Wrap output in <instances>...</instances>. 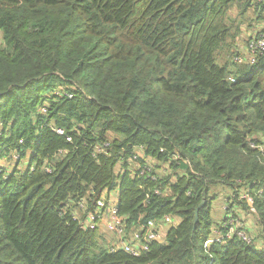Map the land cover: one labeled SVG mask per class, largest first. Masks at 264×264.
Instances as JSON below:
<instances>
[{"label": "trees", "instance_id": "16d2710c", "mask_svg": "<svg viewBox=\"0 0 264 264\" xmlns=\"http://www.w3.org/2000/svg\"><path fill=\"white\" fill-rule=\"evenodd\" d=\"M237 2L264 11L0 0V264H264V53L247 62L229 40ZM13 151L23 169L5 164ZM114 189L127 232L175 218L139 256L75 217Z\"/></svg>", "mask_w": 264, "mask_h": 264}, {"label": "built area", "instance_id": "2783aa9c", "mask_svg": "<svg viewBox=\"0 0 264 264\" xmlns=\"http://www.w3.org/2000/svg\"><path fill=\"white\" fill-rule=\"evenodd\" d=\"M256 1L260 2V4H264V0ZM251 36L252 37L247 40L246 44H244V49H242V51H246L247 62L255 63L257 56L264 53V28L259 29ZM235 60L238 62H244L245 57L244 55L242 56L238 54ZM232 79L234 80V78ZM55 130L59 133H64V130L61 127H57ZM137 153L142 154L140 150L137 151ZM134 158L136 159L137 155H135ZM136 164L139 165L138 168L141 169V174H145L147 171L151 170L148 164L144 166L139 163ZM153 178H156V176H153ZM156 192L161 193V190L157 188ZM102 195V197L97 199L96 207L94 209H89L84 202L79 203L83 214H85V218L82 223L91 229H102L101 225L103 224L104 229L102 230L107 238V246L113 250L121 247L129 253L139 256L150 248L153 241L164 240L167 228L176 222L172 215L164 214L159 218H150L139 228L127 232L124 217L119 214L118 205L114 200L112 192L110 190H105ZM75 213L78 212L75 210L74 214ZM75 217L81 218L76 215ZM215 231H219L218 234H221L220 230L217 229ZM234 232L235 230L233 226H231L227 236L232 235ZM237 233L245 239H250L243 230L239 229Z\"/></svg>", "mask_w": 264, "mask_h": 264}, {"label": "rangeland", "instance_id": "374dc122", "mask_svg": "<svg viewBox=\"0 0 264 264\" xmlns=\"http://www.w3.org/2000/svg\"><path fill=\"white\" fill-rule=\"evenodd\" d=\"M261 14V16H260ZM228 16L229 18L232 20L231 22H233L234 27L239 26L240 30L235 31L233 38L230 37L229 40L234 41L235 37V46H239V49H243L244 48V44H246L247 39L249 38V36L252 33H255L256 31H258L259 29L264 28V11H262L260 9V11H255L253 8H249L247 11H243L242 12V7L240 6V3L237 2L235 4H233L229 10H228ZM237 35V36H235ZM235 36V37H234ZM232 41V42H233ZM229 41L228 44H225L222 47V51L220 52V54L218 55V59L221 63H225L226 60L228 58H230L231 55V50H230V46H234V43H232ZM61 92V89L58 88L55 90V93L57 92ZM1 132V131H0ZM31 149H28L26 153L30 154ZM13 154L15 157H18V161L16 160H11L10 163L9 162H5V164H8L10 168H15L16 166L19 167L20 169H23L28 163V156L25 155L24 158H21L20 154L17 153V151H13ZM20 156V157H19ZM153 160V159H152ZM152 160H150L149 162H152ZM138 164H135L134 167L138 168ZM118 192V189H114L112 190V195H116ZM78 213H75V215L78 216H82L83 211L78 203V206L75 209ZM235 221H239L236 222L237 225L239 226L240 224H243V220H244V216L240 215L239 218H235ZM247 224H251L249 221H246ZM234 230L236 228V225L233 226ZM216 232V231H215ZM219 231L216 232V234H218ZM107 243V242H105Z\"/></svg>", "mask_w": 264, "mask_h": 264}, {"label": "water", "instance_id": "95a60500", "mask_svg": "<svg viewBox=\"0 0 264 264\" xmlns=\"http://www.w3.org/2000/svg\"><path fill=\"white\" fill-rule=\"evenodd\" d=\"M205 200H203V202L202 203H200L199 204V206L196 208V210H195V213H196V222L198 221V219H199V210H200V208L201 207H203L204 205H205Z\"/></svg>", "mask_w": 264, "mask_h": 264}, {"label": "crops", "instance_id": "0c3cea01", "mask_svg": "<svg viewBox=\"0 0 264 264\" xmlns=\"http://www.w3.org/2000/svg\"><path fill=\"white\" fill-rule=\"evenodd\" d=\"M117 196H118V192H117L116 195H114V200H115V202L118 200ZM101 228L104 229V225H103V224L101 225Z\"/></svg>", "mask_w": 264, "mask_h": 264}]
</instances>
